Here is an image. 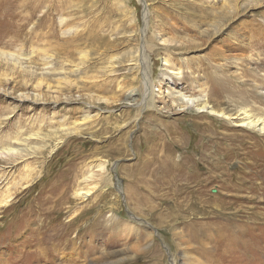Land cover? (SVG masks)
Instances as JSON below:
<instances>
[{
    "label": "rangeland",
    "instance_id": "obj_1",
    "mask_svg": "<svg viewBox=\"0 0 264 264\" xmlns=\"http://www.w3.org/2000/svg\"><path fill=\"white\" fill-rule=\"evenodd\" d=\"M206 1L0 0V145L20 134H49L46 147L13 169L14 200L0 212V264H86V253L95 258L88 264H264V136L205 114L169 112L172 91L198 96L201 85L217 110L264 111V0L254 7L231 0L234 13L222 0ZM144 9L146 27L172 41L153 43L167 48L185 77L162 78L164 51L157 49L149 77L158 109L138 112L130 101L142 99L141 74L128 61L140 44ZM59 18L79 35L64 34ZM19 50L33 58L24 70L1 57ZM80 52L87 60L80 75H68L77 84L68 89L60 73ZM45 57L53 73L41 77ZM110 63L117 70L111 77ZM34 94L43 102H31ZM74 122L82 124L80 135L58 143ZM168 124L182 144L170 147ZM203 127L211 130L201 135ZM5 163L0 176L9 177ZM99 163L105 173L92 169L91 196L74 199L82 175ZM25 164L33 171L22 190ZM158 165L171 171L166 180L174 185L148 190V172Z\"/></svg>",
    "mask_w": 264,
    "mask_h": 264
},
{
    "label": "bare ground",
    "instance_id": "obj_2",
    "mask_svg": "<svg viewBox=\"0 0 264 264\" xmlns=\"http://www.w3.org/2000/svg\"><path fill=\"white\" fill-rule=\"evenodd\" d=\"M142 1H143V3H145L144 0H142ZM206 2L209 4H212V3L216 2V0H207ZM221 2L223 5L222 6L223 8L225 7L227 9H229L228 11H230V12H228V13H234L235 12L234 9H236V4L235 5H234V3L232 4L231 0H222ZM236 2H237V0H236ZM258 2H259V0H250V1L245 2V3L240 2L239 5L249 7V6H253V4H256V3L258 4ZM239 5L237 6L238 9L240 8ZM12 6L13 5H11V7ZM254 6H256V5H254ZM12 9L14 11H16L18 8L17 7L15 8V6H13ZM47 13H45V15H43V19L41 18V20H39L38 26L43 27V24L47 23V15H46ZM149 14L150 13H148L144 9L143 16H142L143 17L142 22L144 24L143 25L144 29H141L139 32V34H141L140 44H139L138 48L136 49V51L133 52L132 56L130 57L131 59L128 61L129 62L128 69L132 70V69L138 68V71L141 74L140 75L141 76L140 83L142 85V94H141L142 99L139 101H135V100L130 101L131 102L130 106L137 108L138 112H140L141 110H144V109H147L150 111H152V110L157 111V109H158V107L156 106V100H155L156 99V97H155L156 91L154 90L155 86H154L153 82L151 81V78L149 77L150 58H151V55H153V53L157 49L163 48V51H164L163 52L164 53V55H163L164 74L162 75V78L164 77V78H167L169 81H172V79H174V78L180 80L184 76L183 70L181 68H177L171 62V59H170L171 57H170V55H168V53L166 51L167 48L160 47V45L170 46L172 44V41H167L165 39H162V36L160 35V33L156 32L155 28L152 27V25H149L148 27H146V19H149V21H150V15ZM32 15L33 14H29V16H26L22 19L23 24H22L21 28H23L25 25H27L26 23L30 21V20L29 21H27V20L30 19L32 17ZM232 17H233V15H232ZM131 23L136 24V20L134 17L131 18ZM58 25H59V27L64 28L63 33L66 35H71V34L79 35L77 32L78 31L77 27L70 24L66 20V18H59ZM223 27H225L224 24H222V25L220 24L218 26H213V34L217 35ZM147 32H149L150 34L147 35ZM203 32H205V31H203ZM153 41L160 42L159 43L160 45L158 43L154 44ZM21 52H22V50H19L18 53H8V54L1 53V57H5L6 60L9 62V64L13 65L15 68L19 67V68L24 70L26 67L25 64L30 62V60L33 58H31L30 54L28 56H26V55H23ZM78 56H79V58L77 61H73V60L69 59L70 60L69 62H70V64H72V66H70V69L68 71H63V73L59 72L60 74H62L64 76V80H65L64 85H65V87H68V89H71L72 87H75V85H77L75 83V80H74V82L69 81L68 75H73V76L80 75V71L83 69V67L86 63V60H87L85 53L80 52V54ZM43 62H44L43 66L45 68L40 73L41 77H46V76L52 75L53 72L50 71V68H48V67H52V58L51 57H47V58L45 57ZM113 66H116V65H113ZM114 68L115 67H112V63H110L109 67L106 70V74L110 75V77L115 75L117 73V70ZM24 73L26 75L29 74V76H31V77L36 74L33 71H25ZM54 73H56V72H54ZM41 80L42 79H40L38 81V83L34 86V88L39 89L41 87ZM42 82H43V80H42ZM158 83L160 84V82H158ZM204 85H206V84H204ZM49 89H50L49 87L45 86V90H49ZM199 89H200V92H199L198 96H195L196 94L195 95H193L192 93L190 94L188 92V90H183L182 92L181 91H177V92L172 91L171 95H175V99L170 104L169 112H170V110H171V112L173 110H175L174 113H176V112H179V110H180L181 112H195L197 114H205L206 116H212V117H215L217 120H221L224 124L226 123V124L231 125L232 127H237L239 129H241L242 131H250L251 133H254L258 136H264V111L263 110L259 109V111L256 112L255 110L251 111V110H248L246 108H243V109H239L237 111V113L228 114L226 112H223V111L216 109L215 105L211 102V99H210V96L208 93L209 91H207L209 89L208 86L201 85ZM157 94H162V92L160 90H157ZM32 96H33V98H31V99L28 97H26L25 99H27V100L30 99V101L33 103L34 102H40L41 103V101L43 102V98L40 94H34ZM55 101H56V98H54V102ZM262 102H264V101H262ZM177 108L179 109L178 111H177ZM201 118H203V117H200V119ZM83 124H84V122H83ZM81 127H82L81 123L74 122L70 127L61 130L63 135L58 137V140H57L58 143H61L62 142L61 139H64V137L67 138V137H71V136L73 137V136L80 135ZM208 129H210V128L209 127H203V129H202L203 133H201V135H204V133H206V130H208ZM165 130L169 134L168 137H169V141H170L169 143L171 145L170 146L171 148H172L173 144L174 145L182 144V142L178 140L177 135L179 133H178V131L175 130V126L173 127L172 125L168 124L167 126L164 127V131ZM210 130H209V132H210ZM48 135L38 133V132H35V133L29 132L27 134H20L18 136L13 137V138H9V139H7L5 144L0 145V160L6 161L5 164L7 165V167L5 168V170L7 171V175L9 174L8 175L9 177H4L5 175L0 176V212L4 209L10 207L11 206L10 204L14 200L15 193H13V189H12V187H10V177H12L14 167L17 164L23 163L24 161H26L27 158H34L36 156V152H35L36 150H39V149L46 147ZM161 144H163L166 148H169V146L167 144H165L164 142ZM160 154L163 155V152ZM157 155H159V154H157ZM172 155H173V151H170V153H168V155H167L168 156L167 158H169V159L166 158L167 162L172 161L171 160ZM188 157H191V155ZM160 158L163 159L162 156ZM165 164H166V162H165ZM166 166L167 165H165V167ZM104 167H105L104 164L99 163L95 166L90 167L89 171L82 175L79 182L77 183V186L74 187V191L72 193L74 199L79 200V201H81V200L84 201V200H87V198L91 196V194L93 193L94 187L90 188L91 186L89 187V185L91 184L90 182L92 180H94L93 178L95 176V174L92 172V169L97 168V169H99V171L102 172L104 170ZM23 168L25 169V174H23L24 176L21 178L23 181H25L24 183L26 185L24 187H22V190H27V188L30 186L29 182H31L30 178L32 176L33 169L30 168L28 164H25L23 166ZM148 173H149V175H148L149 179L145 183L148 190L153 189L154 191H160V189L163 188L164 186L170 187V185L173 183V182H169L168 180H166V179H171L170 178V177H172L171 171L169 169L165 170L162 167V165L160 166V168L158 165L157 168H153L152 170H149ZM173 176H175V174ZM175 178H176V176H175ZM172 185H174V184H172ZM66 189H64L61 193L63 199H64L65 195L68 193V190H66ZM14 190H15V188H14ZM93 224H95V223H93ZM188 229L191 230V228H188ZM192 233H193V231H192ZM183 256L184 255H182V257ZM83 257H84V260L86 261V264L91 262L92 261L91 259L94 258V257L90 258L88 253H86L85 256H83ZM97 259L98 258H96V260ZM96 260H93V261H96ZM99 260H100V258L97 261H99ZM171 264H175V262L173 261V262H171Z\"/></svg>",
    "mask_w": 264,
    "mask_h": 264
}]
</instances>
